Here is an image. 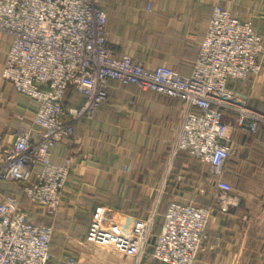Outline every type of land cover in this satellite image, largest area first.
Listing matches in <instances>:
<instances>
[{
  "label": "built area",
  "instance_id": "2783aa9c",
  "mask_svg": "<svg viewBox=\"0 0 264 264\" xmlns=\"http://www.w3.org/2000/svg\"><path fill=\"white\" fill-rule=\"evenodd\" d=\"M107 23L102 0H0V33L11 40L2 77L37 106L36 129H23L11 146L0 150V181L21 184L30 206L56 214L72 161L55 164L53 149L74 135L76 122L96 116L111 81L179 99L184 103L181 122L150 215L143 219L99 207L87 243L132 256L136 264L148 257L157 264H195L207 247L213 209L228 211L239 204L233 186L224 180L234 151L223 142L232 124L247 134L264 128V113L228 94L231 82L260 74L264 36L252 20H239L216 5L193 72L186 76L165 66L150 68L128 54L115 58L108 46ZM70 87L84 96L81 107H66ZM34 131L38 141L33 140ZM181 152L209 166L216 177L214 203L202 207L171 201L152 244ZM53 233L52 226L29 219L18 197L0 192V264H50ZM220 243L217 238V246Z\"/></svg>",
  "mask_w": 264,
  "mask_h": 264
},
{
  "label": "crops",
  "instance_id": "0c3cea01",
  "mask_svg": "<svg viewBox=\"0 0 264 264\" xmlns=\"http://www.w3.org/2000/svg\"><path fill=\"white\" fill-rule=\"evenodd\" d=\"M216 5L239 20H252L264 36V0H102L108 46L115 58L128 54L150 68L165 66L189 76ZM10 46L11 40L0 33V150L11 146L23 129H36V104L2 77ZM261 65L259 75L231 82L228 93L258 113H264V55ZM183 109L179 99L110 82L109 96L96 116L76 122L74 135L53 149L55 164L72 161L59 210L29 209L33 223L54 229L50 264H69L70 259L74 264H136L132 256L88 244V229L99 207L143 219L150 215ZM38 137L34 131L33 140ZM223 144L234 151L224 180L233 186L239 204L228 211L213 209L207 247L195 264H264V128L247 134L232 124ZM183 153L163 197L152 244L171 201L202 207L214 203L216 177L207 164ZM20 189L21 184L0 181L4 195L19 196ZM142 264L157 263L148 257Z\"/></svg>",
  "mask_w": 264,
  "mask_h": 264
},
{
  "label": "trees",
  "instance_id": "16d2710c",
  "mask_svg": "<svg viewBox=\"0 0 264 264\" xmlns=\"http://www.w3.org/2000/svg\"><path fill=\"white\" fill-rule=\"evenodd\" d=\"M81 96H83V95H81L80 93H78V92H76L75 91V89L73 88V87H70L69 89H68V91H67V93H66V96H65V105H66V107H69V106H71V107H81L82 105H83V103H84V100H85V98H84V96H83V100H81ZM77 102V103H76ZM74 105V106H73ZM76 105V106H75ZM182 154H184L183 152H181L180 154H179V156L177 157V159H176V162H175V168H176V166H177V161H179V158L181 157V155ZM186 154V153H185ZM187 156V155H186ZM190 158V157H189ZM23 193V192H22ZM24 196V195H23ZM16 197H18L19 198V200L22 202V204H23V206H24V208H25V210H26V212H27V214H28V217H29V209H30V207L28 208L27 207V204H26V198H25V196H24V201H22V199L20 198L21 197V195H19V196H16ZM165 199V198H164ZM26 206V207H25ZM166 208H167V205H166V207H165V209H164V211L166 212ZM161 210V209H160ZM165 214V213H164Z\"/></svg>",
  "mask_w": 264,
  "mask_h": 264
},
{
  "label": "rangeland",
  "instance_id": "374dc122",
  "mask_svg": "<svg viewBox=\"0 0 264 264\" xmlns=\"http://www.w3.org/2000/svg\"><path fill=\"white\" fill-rule=\"evenodd\" d=\"M243 180H246V178L245 179H243ZM237 183H236V185H240V184H242V179H240V178H238V179H236L235 180ZM246 182V181H245ZM23 191H22V187H21V189H20V195H21V199H22V201H24V194L22 193ZM26 200V199H25ZM26 204H27V207L29 208V207H32V206H30L29 205V203H28V201L26 200ZM26 207V206H25ZM33 208V207H32Z\"/></svg>",
  "mask_w": 264,
  "mask_h": 264
}]
</instances>
